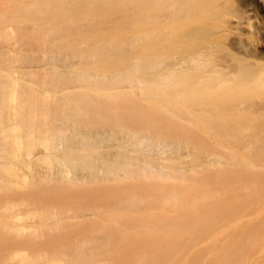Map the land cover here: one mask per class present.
<instances>
[{"label":"bare ground","instance_id":"1","mask_svg":"<svg viewBox=\"0 0 264 264\" xmlns=\"http://www.w3.org/2000/svg\"><path fill=\"white\" fill-rule=\"evenodd\" d=\"M262 205L264 0H0V264H243Z\"/></svg>","mask_w":264,"mask_h":264},{"label":"rangeland","instance_id":"2","mask_svg":"<svg viewBox=\"0 0 264 264\" xmlns=\"http://www.w3.org/2000/svg\"><path fill=\"white\" fill-rule=\"evenodd\" d=\"M262 211L261 214L264 216V205L261 206ZM250 219V216L247 217ZM199 247H194L193 249H197ZM257 250V251H256ZM253 257L252 259H249L247 262L243 264H264V239L262 243L260 242L258 247L254 248V251H252Z\"/></svg>","mask_w":264,"mask_h":264}]
</instances>
